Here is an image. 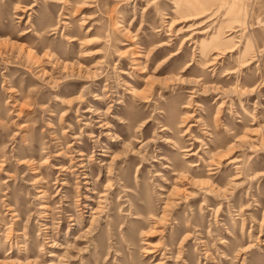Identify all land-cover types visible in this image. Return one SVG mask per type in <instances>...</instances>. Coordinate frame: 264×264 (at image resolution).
I'll use <instances>...</instances> for the list:
<instances>
[{"label": "rangeland", "instance_id": "374dc122", "mask_svg": "<svg viewBox=\"0 0 264 264\" xmlns=\"http://www.w3.org/2000/svg\"><path fill=\"white\" fill-rule=\"evenodd\" d=\"M0 264H264V0H0Z\"/></svg>", "mask_w": 264, "mask_h": 264}, {"label": "bare ground", "instance_id": "6f19581e", "mask_svg": "<svg viewBox=\"0 0 264 264\" xmlns=\"http://www.w3.org/2000/svg\"><path fill=\"white\" fill-rule=\"evenodd\" d=\"M213 45L218 46V43L215 42V43H213ZM205 47H206V46H205ZM206 49H207V48H206ZM96 100L99 101V100H102V98L99 97V98H97ZM83 155H84V154H83ZM81 156H82V155H81ZM83 168H84V167H83ZM167 168H169L170 170H172V168H171L170 166H168ZM86 207H87V206H86ZM71 221H74V219H71ZM50 257L53 258V257H55V255L52 254V255H50Z\"/></svg>", "mask_w": 264, "mask_h": 264}]
</instances>
